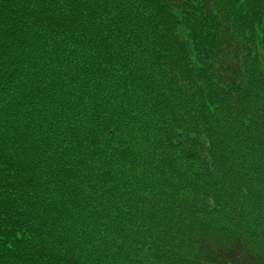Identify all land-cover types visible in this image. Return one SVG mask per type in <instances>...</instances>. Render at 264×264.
<instances>
[{
    "label": "trees",
    "instance_id": "obj_1",
    "mask_svg": "<svg viewBox=\"0 0 264 264\" xmlns=\"http://www.w3.org/2000/svg\"><path fill=\"white\" fill-rule=\"evenodd\" d=\"M0 264H264V0H0Z\"/></svg>",
    "mask_w": 264,
    "mask_h": 264
}]
</instances>
